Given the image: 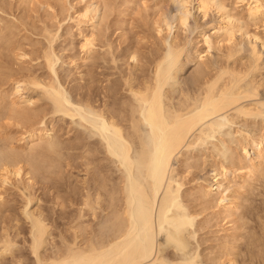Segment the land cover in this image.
Here are the masks:
<instances>
[{
	"label": "bare ground",
	"instance_id": "1",
	"mask_svg": "<svg viewBox=\"0 0 264 264\" xmlns=\"http://www.w3.org/2000/svg\"><path fill=\"white\" fill-rule=\"evenodd\" d=\"M34 1H37V0H33V3H36ZM38 1L41 2L40 6H41V9H43L42 3L44 2V0H41V1L38 0ZM27 2H28V0H27ZM174 2L177 3V8H176L175 14L174 15L172 14L173 16L171 19L174 22H176L178 26H180L179 28H181L183 26L187 27L186 25L189 21V16L192 14V10L197 11L198 16L200 15V17H202V18L208 17L209 16L208 14L210 12L216 13L217 19L216 18L215 19H216L217 23H215L213 26V33L206 35L203 32V31H205V30H203L204 27H202L203 29L201 28L198 30L199 32H198L197 36L199 38H201L200 41L203 43V46L205 47L204 51L206 52V54L200 55V53L202 51L201 50L198 54L196 53L195 57L193 56V58H192L188 54L189 53L188 51H187L188 53H186V50L188 49V46H187L188 41L176 42L177 39H175L172 36L173 39L171 38V41L169 42L168 47H167L168 48V53H167L168 57L167 56L166 57L168 59L165 56L161 57L163 55H158V54L154 57L153 61L151 59V61H152V62L150 61L151 62L150 64H152V75L151 76L142 75L143 77L139 78L138 76L135 77L133 73H132L133 74L132 75L131 72L127 76H125L126 78L124 79L123 85L126 88V90L130 93L132 99L136 102V105L130 101V102H127L126 106H123L124 102H125L123 100V104H122L123 98L120 100L121 104L117 103L115 98L118 97V94H119L118 88L119 87H117L115 83H113V85L111 84L112 86H110V87H106V90H105L106 93H104V91H103V93H104L103 97L105 98V100H103V98H102V103L98 102V105L93 106L92 101H94V100L91 101L92 98H91L90 94L88 93L89 91H87L89 98L87 96V98H85V99H83V98L78 99L79 100L78 104H80V106H83V110L85 112L93 113L98 118L97 122H94L92 124V126L94 128H96L100 133L105 132V131H106V134L110 133L109 135H111V137L108 135L109 136L108 137L109 138L108 147L110 146V149L112 148L110 153L114 152V154L116 153L117 155L122 157L121 159H124V162H126V165H128V164L131 165L129 169H131L132 165L135 162L131 158L130 152H131L133 146L135 145V143L138 144V146H139V153H138L139 161H138V163H139L140 168L143 169V175L146 177L145 180L147 181L149 179L145 183L146 185L148 184L147 185L149 187L148 191L151 190L153 192V193L149 192V195H150L149 196L148 191H146L147 189L145 190V188H147V186L145 185V187H143L142 190H140V193L138 194L140 196V198H142L146 201V202L142 201V203L144 205L140 204L141 205V207H140L141 211L140 212H142L141 214L144 213L143 215H145V216L142 217V219L145 218L143 221L145 224L149 225L150 229H153V220L154 219L152 216V212H153L152 210L154 208V202H155L154 196H156L158 189L161 190L159 187H160V185L163 184V181H164L163 178L165 177L167 170L168 169H169V171L171 170L170 174H172L174 172V168H173V166H171V164H172L171 161H172L173 156L180 154V151L182 148H185L186 146L188 148L189 146H191L196 141L202 142V140L205 139V137L209 138V134L212 132L219 131L220 128L222 127L223 123L224 124L230 123V125H232L238 121V118H243L244 127L245 126L248 127V124L246 125V118L255 119L257 117H263L264 116V103H262L261 101H260L261 102L260 103L256 99L257 102H255V103L251 102L252 104H248V105H245L246 102L244 103V105L241 102V100H243V99L255 98L256 96H258V94L260 93L259 88L262 86V82H263L262 79H259L258 76L256 77V73H258L260 68H261V55H262L258 51L257 47L261 46L264 48V40H263L264 38L263 39L260 38V36L258 35L259 33L258 34L257 33H254V34L250 33L249 34L247 29H246L247 27H245L246 25H244V21H245V19L250 20V21H256L261 17L264 18V0H240V2L243 3L244 10H245V17L243 16L244 18L239 14L233 13L232 10L224 4L223 0H174ZM129 3H132V2H129ZM35 5H34V7H35ZM102 5L104 7L103 0H89V2L83 7V9L78 11L77 16L74 18V20L71 19V21H74L76 24V29H77L78 35L81 36V41H80L78 48H80L81 52L84 55H86V56H84L85 58H87L90 54H92L94 52V50H95L94 47L97 44L96 42L98 40V35L96 32V29L98 28V25H100L99 21L103 18L101 16V12H100V7H102ZM38 6H39V4H38ZM32 7H33V5H32ZM0 10H2V11L5 10L2 5H0ZM52 10H53L52 12H56L54 9H52ZM37 11L38 10L35 8V13ZM39 11H40V9H39ZM53 15H54V13H53ZM35 16L36 15H34V18H36ZM20 17H21L20 20H22V18H23L22 15ZM37 19H40V18L38 17ZM53 19H51V20L53 21ZM23 21H25V20L23 19L21 21V24H23L22 23ZM161 21L164 22L163 24H161V26H163L164 29L168 30L167 34H169V31H171L170 29L172 28V26L169 25L168 21L166 22L164 19ZM1 22H2V20H1ZM5 24L6 23H4L3 26ZM46 24L49 25V23H46ZM172 24H173V22H172ZM41 25H42V22H41ZM53 25H54V23H53ZM60 25L61 24L59 22V26ZM115 25H116V23H115ZM157 25H158L157 29H159L160 24H157ZM56 26H57V23H55L54 26L51 25L49 27L51 32L53 31V29H52L53 27L57 28ZM45 27H44V30H42L43 28L41 30L47 34L46 38L49 40V43H47V44L49 45V44H51V42L53 44L54 39L57 37L54 38V36H53L54 33L51 34L49 28H47L48 29L47 30V29H45ZM85 27L89 29V32L83 31V29ZM163 27H160L161 29L158 31L159 34H161V32H163V30H164V29H162ZM25 28H26L25 30L27 31L28 27H25ZM40 28H41V26H40ZM40 28H39V30H40ZM199 28H200V26H199ZM25 30H23V31H25ZM71 30H72V28H71ZM67 31L65 33H67ZM56 32H58V31H56ZM238 33L240 34V37H242L244 39L245 38L249 39L248 40L249 43L247 42V44H248V52H247L248 56L246 57L245 61L242 63H240L241 62L240 60H242L241 52L243 50V47H242V45H240L239 42L236 41V38H235L236 34H238ZM41 35H42V33H41ZM78 35H76V36H78ZM22 36H24V35H22ZM12 37H13L12 26H5L4 28H0V60L4 59V58H2V52L8 51L10 48L12 51V46L13 47L15 46V44L13 45L14 42L12 41ZM52 37L54 39H52ZM166 37H167V35H166ZM30 38H28V39H30ZM142 38H144V37H142ZM24 40H26V39H24ZM24 40H23V46H24V42H25ZM44 40H46L45 36H44ZM197 40L198 39H196V41ZM36 41H37V39H36ZM40 41L41 40H39L38 42H40ZM164 41H165V39H164ZM164 41H163V43H164ZM238 41H240V40H238ZM257 41L260 44L258 46L256 45ZM29 42L32 43V40L31 41L29 40ZM41 42H43V41H41ZM46 42H47V40H46ZM19 43H21V40H19ZM75 43H76V41H75ZM75 43L73 42V47H75L74 46ZM98 43L100 44V42H98ZM192 43H193V40H192ZM11 44H12V46H11ZM52 44L50 45V48H46V46H45L44 47L45 49H43V48L41 49V47L39 46L40 43H39V45L36 44L35 46L38 45L40 47V50H42L40 55L39 54L36 55L37 56L36 58L37 59L39 58L38 60H40V58L43 59L44 67L46 68L47 72L48 71L51 72L53 76L48 75V73H46L47 76L43 75V74H36V75L34 74V75L30 76L32 74V72L30 75L29 74L26 75V73L24 72L25 73V75H24V73L22 74L23 71L21 72V74L12 73L13 71L12 72L11 71L10 72L5 71L6 72L5 73L4 69H3L2 73L0 72L1 73L0 76L4 77L5 82L7 80L11 83L10 93H8V94L4 93V94H2L3 96L1 95V97H0V121L3 122L2 120L6 119L5 120L6 123H7V120H9L8 123H10V124L11 123L14 124V122H17V127H16V125L14 126L16 128H18V125L20 124L19 127L21 126L20 128H22L21 140H23V143H22L23 145H21V146L18 145L19 146L18 147V146H16L15 143L19 142L18 140L20 138H18V140L14 143L15 144V146H14L12 143V140L10 138H8V136L3 137V138L0 137V180L2 181L0 183L1 184L2 183L7 184V183H9V181H11V180L13 181L17 177L19 178V176H20L19 179L22 181L23 189L22 188L21 189L18 188V189H20L19 191L24 190V191H21L22 194H21V192H20V194H21V196L25 197L24 208H22L21 211H22V214L24 213V219L26 220L25 222H27V224H28V229L26 230V228H25L26 232L24 230V234H23L22 233L23 232L22 227L24 228L25 226H22L20 229L18 223L20 224L21 218H19V221H18V217L16 218L18 213L15 214V219L13 218L14 214L13 215L11 214L12 218L15 220L14 221L15 223L14 222L12 223L13 220L11 221V219H12L11 216H10V218H11L10 219L9 216L4 215V213H3V212L8 210L7 208H8L9 204L7 205V208H6L7 210L6 209H4L3 211L0 210V213H2L5 216V217H3L1 214L3 219L5 220L8 217V219L11 221V224H14L12 227L5 225V223H3L4 225L2 224L3 226L2 225L0 226L1 227V229H0V231H1L0 232V262H2L1 260H3V259L6 260L7 256H9L12 259L11 260L12 262L10 261L12 264H156L155 260L158 256V254L161 253L162 250L159 248L156 250L157 251L156 253L153 252L154 242H153V238L150 237L149 234H147L144 238L142 237L143 235L140 236L138 238L139 240H137V238L136 239L133 238V236H132L133 224H131V219L133 218V216H131V213H130V207H129V202H128L129 200L128 201L126 200L124 206H121L119 209H116L115 207L117 205H115L116 203H114L115 202L114 195H117V193L114 192V190H113V191L108 192L107 203H105L106 197H104V196L106 194H105V191H102L101 189L105 188L106 184L105 185L102 184L105 187L102 185H98L100 183V181L103 180V179L100 180V178H101L100 173H98V175H100V176L99 177L97 176L99 179H97L95 177V175H97V174H95L94 175L95 179H94L93 183H92V181L89 182L92 185L91 184L89 185L87 180L86 181L84 180L82 183V186L79 187L80 188L79 191H78V188L77 189L74 188L75 190H77V191H74V189L69 187L71 185H68L69 183H67L68 186L67 185L66 186H67V188L69 187L68 189H70L69 193H67L68 194L67 196H69V197L62 195V193H61V190H62L61 186H64V184H65L64 183L63 185H60L59 184L60 182L58 181L59 177L61 179L60 173H63V174L65 173V172H62L61 169L63 168V170H64V167H66V166L70 167V165H72V163L68 161L71 158H68L66 163L63 162L65 160V158L68 157L66 155V153L68 154L67 151L73 150V149H81V148H83V146H86V145L85 144L80 145L79 136H76V135L74 136L75 139L74 138L69 139V137L67 139H62L61 138L62 136L58 135L57 132H54V128H55L54 124H53L54 119L53 120L47 119L48 115L53 116V115L58 114V113L62 114V116H70V117H73L76 115V113L73 110H71L70 107H68L69 102H68L67 97L65 96L67 92L64 93L65 90H64V87H62L63 78L61 80L62 82H60L59 76H57L58 73L56 72L57 69H56V71L54 70V64H55L56 60H58L59 58H58V56H56V53H54V50H51ZM189 44H190V42H189ZM223 44L224 45L226 44V49H225L224 56H223L224 62H221V64L217 65L216 61H215L214 64H216L217 66L216 65H215L216 67L212 66L213 68L210 67L211 68L210 69L207 67V62L205 64L206 67L204 66L205 62L203 63V61H204L203 60L202 61L203 68L200 69L201 67H199L198 68L199 70H196V73H194L195 75H192L193 78L195 77L193 80V81H195L194 82L195 83L194 88H190V87L184 88V87L180 86L175 91H173V87L170 90L173 82L179 83L177 81V76H178V74H180L181 70L184 69L183 63H185V64L189 63L190 61H193L195 58H199V59L203 58V56L208 55L207 52L211 49L221 50L220 47ZM9 45H10V48H9ZM105 45H107V44H105ZM111 45H112V43H111ZM109 46H110V43H109L108 48H107L108 50H109ZM186 46H187V49H186ZM31 47H33V46H31ZM102 47H103V45H102ZM102 47H100V48H102ZM17 48H18V46L15 47V49H17ZM24 48H26V47H24ZM55 49H58V48L55 47ZM63 49H64V47H63ZM19 50L20 49L18 48L17 53H19ZM26 50H27V48H26ZM40 50L38 49L39 52H40ZM70 50H72V49H70ZM75 50H77V49H75ZM13 51H14V49H13ZM25 51H20V53H19L20 56L18 54L17 55L20 58L26 57L28 54H26ZM38 51H37V53H38ZM195 51H192V54ZM159 52H160V50H159ZM14 53H15V51H14ZM31 53H33V52L31 51ZM34 53H35V51H34ZM219 53H220V51H219ZM33 54H32V56H33ZM14 56H15V54H14ZM97 56L99 57L98 54H97ZM126 57H127V55H126ZM128 57L130 59L132 58V60L133 59L136 60L137 61L136 64H138V58H137L136 52L130 53ZM36 58H35V60H33V62L38 61V60H36ZM75 58H73V59H75ZM68 59H67V61H68ZM89 59H90V57H89ZM182 59L183 60L185 59V62H183ZM16 60H19V58ZM83 61H84V59H83ZM238 61L240 64H237ZM28 62H26V63H28ZM77 62L79 63V61H77ZM126 62H127V60H126ZM92 63H94V62H92ZM197 63H198V61H197ZM128 64H130V63H128ZM136 64H133V65H134L135 70L137 71V69H136L137 65ZM80 65L78 66L79 69H80ZM262 65H263V63H262ZM39 66H40V64H39ZM31 67H32V65H31ZM31 67L29 69H31ZM93 67H91V69ZM25 68H27V67H25ZM25 68H24V71H25ZM128 68L131 69L130 66ZM134 68H133V70H134ZM29 69H28V71H29ZM0 70H1V68H0ZM3 72H4V74H3ZM26 72H27V70H26ZM36 72H40V71H36ZM87 72H88V70H87ZM93 72L90 71V73H92V75H93ZM260 75H261V73H260ZM80 77L81 76H79V79H80ZM90 77H89V80H90ZM263 78H264V76H263ZM87 79L88 78H86L85 80H87ZM4 80L1 82V78H0L1 84H3ZM67 80H68V77H67ZM80 80H82V79H80ZM172 80H174V81H172ZM107 82H108V86L110 83H112L109 79L107 80ZM10 83L8 84V86L10 85ZM78 86H80V85H78ZM70 89H72L71 86H70ZM70 89L68 90L69 92L72 91ZM77 89L76 88L73 89L74 90L73 92H76L75 90H77ZM80 89H82V88H80ZM86 89H88V88H86ZM0 90H1V88H0ZM26 92L28 94H29V92H32V94H33V92H37L36 95H38V97L33 98L32 96H30L31 94L30 95H23ZM87 93H85L84 95H86ZM79 94H81V93H79ZM105 94H106V97H105ZM11 95L13 96V98L10 97ZM84 95L82 93V95H79V96L81 97ZM41 98H43L47 101V103L44 104L45 106L37 104ZM251 101H253V99ZM240 102H241V104H240ZM248 102L250 103V101H248ZM94 103L97 104L96 102H94ZM35 104H37V105L35 106ZM50 116H49V118H50ZM10 120L11 121L13 120V122H11ZM60 120H62V119H60ZM62 122H63V120H62ZM255 124H256V122H255ZM255 124H254V126H255ZM8 125L6 124V127ZM252 125H253V122H252ZM145 126H148L150 128V131L152 134V136H151L152 139H150L148 136V138L150 140H146V141L144 139H146L147 136L144 138L143 132H142V129ZM258 126L259 125H257L256 128L258 131H260V129H258ZM0 127L2 129L3 125L0 124ZM14 127H12V129ZM58 127L60 128V127H62V125H59ZM260 128L262 129V127H260ZM5 129H7V128H5ZM237 129H239V128H237ZM237 131L243 137V142H242V140H241V142H237L236 145L234 144L235 146L233 148H232L233 145L231 146V144H229V146H230L229 150L230 149L232 150L236 146H238L237 149L239 150L241 148L244 151L245 156H249L248 155L249 150H252L253 152H255L256 155H254V157H252V158L249 157L247 160V163L244 164L243 166L241 165L242 169L243 168L245 169V173L243 172V174L240 175L241 180L243 179V183L241 185H239L237 183L239 186L236 185L235 187L230 189L227 194L225 193L223 195V194H221L223 191L221 193L219 192V194H221V195L218 194L219 196L215 200L216 205H215V203H214V205L218 209L217 214H219V215L222 214L226 220H227V218L229 219V220H227V222L234 225V227L232 226L234 232H236L238 229L240 230V228L242 229L243 227L248 228L247 229L248 234H245V232L247 233V230L244 229L245 230L244 234L246 236L248 235L247 239H246L247 240V246H250V247L253 246L254 248H257V255L254 256V252H252L251 250H248L249 254H250V256H248V260H245V258H244L245 261H242L241 263L243 264L247 261L254 262V260H256L259 262L258 264H264V222H261V220H260L263 218V215L260 213L264 212V208L255 206L256 203H253V202L256 201V198H255L256 193L253 196L252 193L249 192V190L245 189L246 184H247V180L245 178L247 175L250 176V178L253 179V181H257L261 177L264 176V132H263L264 130H262L261 132L243 131V130H237ZM4 132H5V130H4ZM65 134L66 133H64V135ZM62 135H63V133H62ZM220 135H222V134H220ZM226 135H228V134H226ZM11 136H12V134H11ZM13 136L15 137V134ZM239 136H238V139H239ZM226 137L224 136V138H226ZM72 139H74V140L71 141ZM13 140H14V138H13ZM64 140H67V141L70 140V141H68L69 144L67 143V145H65L66 142ZM147 141H150V144H147L146 143ZM151 141H152V143H151ZM235 142L236 141H234V143ZM228 143L229 142H227L226 144L228 145ZM230 143H232V142L230 141ZM223 145H224V143H223ZM80 146H82V147L80 148ZM86 149L87 148L84 147L83 152H86V153L90 152ZM237 149H234V151H236V153H237ZM236 153H234V152L232 153V151H231V158L229 160H226V157L222 156V157H224V163H222L220 160L221 163L219 162L220 164L217 167H215V169L213 168L215 171H213L214 173L212 174L213 176L211 179H214V184L211 183V185H209L210 184L209 183L208 186H206V187L201 186V188L199 189V196L197 198L200 199L201 202L203 203L202 206L204 205L203 206L204 211H206V208L208 210H210V207H212L211 193L212 192L215 193L212 189L213 185L214 186L216 185V188L219 189L220 187H223L224 182H228V184H229V182L231 181L229 178V175H232L233 178H235L236 177L235 172L239 168H241V167L238 168V166H239L238 162L239 161L236 160V157H237V156L235 157ZM63 156H67V157L64 158ZM79 156L80 155H78L77 157H79ZM61 157H63L62 158L63 161H60ZM244 158H247V157H244ZM205 159L206 158H204V160ZM176 160H177V158H176ZM225 161H229L227 166L225 164ZM245 161H246V159H245ZM61 162H63V164L65 163V165H63L64 167L61 165ZM91 163H93L92 160H91ZM91 163L89 161L85 164L86 165L85 167H87V170L91 166ZM129 165H128V167H129ZM67 167H66V169H67ZM238 171H240V170H238ZM93 174H92V177H93ZM144 176H143V178H145ZM251 176L252 177L256 176V177L252 178ZM18 178H17V180H18ZM64 178L65 177H63L62 179H64ZM62 179H61V182H62ZM168 180H169V178H168ZM67 182H69V181H67ZM175 182H176L177 187L182 185V183L178 182L177 179H175ZM255 183L258 184L259 182H255ZM3 185L4 184H2V186ZM133 186H135V187H133ZM136 186H137V190L141 189L140 184L138 185V183H135L134 185H132L133 189L136 188ZM18 187H20V186H18ZM35 187H37V188H35ZM138 187H139V189H138ZM224 187H225V184H224ZM258 187H259V185H258ZM258 187H257V189H258ZM0 188H1V190H3L2 187H0ZM14 188H17V187H14ZM18 189H16V190H18ZM32 190H33V192H31ZM45 190L51 191V193H52V195H50L51 201H49L50 204L51 203L53 204L52 209H53V207L54 208L56 207V208H58V210H60L59 211L60 213L58 212V210H57L58 213L55 210H51L52 214L50 213L51 214L50 215L47 213L48 210L45 213L44 212L45 208H43V206L38 205V203L43 202V200L41 198L42 195L40 196L36 192L45 191ZM223 190H225V192H226L227 188H223ZM25 191L28 192V193H26V195L24 194ZM62 191L64 192V190H62ZM219 191H221V190H219ZM3 192H4V190H3ZM138 192H135V193H138ZM246 192H249V193H247L249 195L243 196V193H246ZM44 193L46 194V192H44ZM151 193L153 194L152 196H151ZM217 193H215V194H217ZM48 195H49V193H48ZM75 195H77L78 198H76ZM165 195H167V194H165ZM212 195H214V194H212ZM257 195L258 196L261 195V197H262V196H264V192H259V194H257ZM42 197H44V196H42ZM46 197H47V195H46ZM171 197H173L175 199V197L172 196V194H171V196L168 194L166 197H164L165 199L163 198V200H165L162 202V205H165V206H163L164 208H161V205H159V207L161 208V209L159 208V210H161V211H158V212H160V214L156 220L157 223L159 222L158 223L159 227L156 224L158 229L160 228L161 225H163L162 223L164 221H167V216L165 214L171 209L169 207L172 204L174 206H176L174 200H172ZM241 198H244V202H247L246 206L241 205V203H239V200H241ZM5 199H7V198H5ZM21 199H24V198H21ZM142 199H139V200H142ZM2 200L3 199H2L1 191H0V202H2ZM7 200L6 201L4 200V201L10 202V200H8V201ZM161 201H160V203H161ZM32 202H36L37 205L35 206V208L33 207V209L27 210V206L29 204H31ZM12 203H14V202H12ZM102 203L103 204L105 203L104 204L105 206ZM3 204H4V202H3ZM39 204H41V203H39ZM44 204H45V201H44ZM67 204H74L75 206L77 204L78 210H77L76 214L70 213V215H67L66 214L67 210H65V212H66V213L64 212L65 214L62 212V209L64 207H66ZM145 204L148 205V208L149 207L150 208L148 209L147 207H145ZM253 204H254V206H253ZM0 205L2 206L1 203H0ZM263 205H264V203H263ZM4 206H6V205L4 204L1 208L3 209ZM142 206H144L143 208L144 209L146 208V209L142 210ZM152 206H153V208H152ZM97 207L101 208L102 210H106V208L107 209L109 208L112 210L114 208L116 209L114 211L115 213H113L112 218H111L112 226L114 228V233L112 234V236H110L106 239L104 237V239H102V240L100 239L102 237L99 238L100 240H98V237L97 238L95 237V240H94L93 239L94 234H93V237L91 234H90V236L86 237L83 233V231L86 230L85 226H84V224H83V226L80 224L81 223L80 221L85 217L87 219H89V221L90 220L92 221V220H95L96 218H98ZM241 207H242V209L240 211H238V209ZM67 208L68 207H66V209ZM168 208H169V210H168ZM162 209H164V210H162ZM149 211H151V212L149 213ZM204 211H202V212H204ZM8 212H10V211H8ZM199 212H201V211H199ZM10 213H12V212H10ZM195 213L196 212H193V210L190 212V214H192V215L193 214L195 215ZM54 214H56L55 217H53ZM68 214H69V212H68ZM163 214L165 216H163ZM198 214H200V213H198ZM7 215H8V213H7ZM19 215H20V213H19ZM157 215H158V213H157ZM1 216H0V218H1ZM219 217H222V216H219ZM223 217H222V219H223ZM255 217H256V219L258 217L259 221H256ZM174 218H173V223L175 222V225H176L175 229L177 230V232L175 230L173 232L174 234L172 232H171L172 234L170 233L171 235L168 232L167 238L165 237L167 240H164V242H162L161 244H165L169 247L170 241L173 240L174 242L172 241V243H173V245H176L175 246L176 249H180L182 251V250L186 249V247L189 244L190 235H191L192 231L190 229H188V227L191 224H190V221L184 216L174 217ZM3 219L0 220V222H4ZM250 219L255 220L254 222L256 224H254L252 226L249 225V227H247L246 224H247L248 220H250ZM6 220H5V222L8 223V221H6ZM57 220H59V221L60 220H65V221L68 220L70 225L72 222L74 223L76 220H79L76 222L77 223L80 222V223H78L76 225L73 224L74 226H72V228H71V230L73 229L72 230L73 231V233H72L73 237L72 238L70 237L71 239L68 236H66V237H68V238H66L63 235L62 236L60 235L59 240L56 241L57 238L54 235L52 228L54 225L53 222H58ZM82 222H84V220H82ZM168 222L170 223V221H168ZM225 223H226V221H225ZM134 224H135V222H134ZM173 227H174V224H173ZM226 229L229 231L228 228H226ZM231 230H230V232H231ZM242 230H241V232H242ZM13 231H14V233H13ZM234 232H233V234H234ZM26 233H27L28 237L25 236ZM166 233H167V231H166ZM224 233H226V232H224ZM224 233L222 235H224ZM240 233H238V234H240ZM12 234H14V235H12ZM87 234L88 233H86V235ZM238 234L235 233L234 235H231V237L228 236L229 237L228 239L226 238L227 235L225 237L223 236V238H226L227 240H225L224 242L220 241L221 246L219 245V247L217 245L218 243L217 244L213 243L211 246L216 245V248L218 247V248H222V249H221V252H220V250H218L220 252L219 253L220 256H219L218 252L216 254H214L215 252L210 253V256H211V254L212 255L214 254L213 256L218 255L219 259H215V257H213V256H212L213 258H211L209 256L210 259L215 260L214 262H217V264L218 263L220 264V261L222 263V259L225 260L224 264H237V262H239L237 259L238 252L235 251V249L236 250L238 249V245L234 244V242H236L234 240L239 239ZM21 236H23V237H21ZM156 236H158V235H156ZM19 237L22 238V242H21V239H19ZM240 237H241V235H240ZM243 238L244 237H242L241 240ZM18 239L20 240V243H23V245L21 244L23 247H24V245H26V248L24 247L26 249V252H24L25 249L24 250L18 249V248H20L17 246V243H19ZM244 240L245 239H243L242 241H244ZM238 243H239V241L237 242V244ZM164 248H166V247H164ZM209 249H211V247ZM213 250L215 251V249H213ZM209 252H212V251H208L207 253H209ZM209 257H207V254H206V258H209ZM222 257H224V258H222ZM29 259L30 260L32 259L31 263H30ZM208 261H209V259H208ZM191 262H194V260L193 259L192 260H190V259L189 260H183V261L179 262V264H188ZM210 263L212 264V261Z\"/></svg>",
	"mask_w": 264,
	"mask_h": 264
},
{
	"label": "rangeland",
	"instance_id": "2",
	"mask_svg": "<svg viewBox=\"0 0 264 264\" xmlns=\"http://www.w3.org/2000/svg\"><path fill=\"white\" fill-rule=\"evenodd\" d=\"M34 2H36V3H33V0H28V2H27V0H21V1L20 0H0V5H2L5 9L3 11L0 10V19L2 20V22L0 20V23H1L0 28H4L5 26H12V28H13L12 41L14 42L13 45L15 44L14 47L11 44L12 51H11V48L9 45L10 49L8 51L2 52V58H4V59L0 60V68H1L0 72L2 73V71L4 69V72L5 71H7V72L13 71L12 73H18V74H21V72L23 71L22 74L25 72L26 75L27 74L30 75L32 72V74L30 76H32L34 74L35 75L36 74L46 75V73H48V75L53 76L52 73L49 71L47 72L46 68L44 67L43 59L40 58V60H38L39 58L37 59L36 55L41 54L42 50H40V47H41V49L42 48L45 49L44 48L45 46H46V48H50V45L52 44V42L49 45L47 44V43H49V40L46 38L47 34L42 30H44L45 26H46L45 29H47L51 25L54 26L55 23H57V26H56L57 28L51 27L53 29L52 32L49 28L51 34L54 33L53 34L54 38L57 37L55 39L52 37V39H54V41L52 40L53 44L51 47V50H54V53H56V56H58V58H59L58 60H56V62L54 64V70L56 71V69H57V71H56L58 73L57 76H59L60 82L63 81L62 82L63 84L62 83L61 84H62V87H64V90H65V91L63 90L64 93L67 92L65 96L67 97L68 102H69L68 107H70L71 110H73L76 113V115L73 117H70V116H62V114L58 113V114H55L53 116L48 115L47 119H52V120L54 119L53 120V124L55 127L54 132H57L58 135L62 136L61 137L62 139H67L68 137H69V139H71V138L75 139L74 136L76 135V136H79L80 145H82V144L86 145V146H83V148H81L82 146H80L81 149H73V150L67 151L68 154L66 153V155L68 157L63 156L64 158L67 157V158H65L64 161L62 159L63 157H61V159H60V161H63L65 163L67 162L68 158L72 159V160L71 159L68 160L69 162L72 163V165H70V167L66 166L67 169H66V167L63 166V165H65V163L63 164V162H61V165L64 167V170L66 169L64 171L63 168L61 167L62 172L66 173V174L64 173L65 175L63 173H60L61 179L63 177H65L64 179H62L63 183L61 182L60 177L58 180L60 182V183L58 182L60 185H63L65 183L64 186H61L62 190H64V192L61 190L62 195H64V196L68 195L67 193H69V190H70V189H68L69 187H71L72 189L78 188V191H79V189H80L79 187L82 186V183L84 180L85 181L87 180L88 184L90 185L91 183H89V182L92 181V183H93V181L95 179L94 178L95 174H97V175H95V177L97 179H99L98 177L101 175L100 180L101 179H103V180H101L100 183L98 182L99 184L98 183L97 184L98 185H102V184L105 185L106 184V187L104 185H102L106 189L105 188H103L104 190L101 189L102 191H105V194H106L105 195L102 192L105 195L104 197H106L105 203H107L108 192L113 191V190H114V192L117 193V195H114V200H115L114 203H116L115 205H117L115 207L116 209H119L121 206H124L126 200L127 201L129 200L128 202H129V207H130V213H131V216H133V218L131 219V224H133V233H132L133 238L134 239L137 238V240H139L138 238L140 236L143 235L142 237L144 238L147 234H149L150 237L153 238V242H154L153 252L156 253L157 252L156 250L159 248L162 250L161 253L158 254V256L155 260L156 264H162V263L163 264H179V262H181L183 260H189V259L190 260L193 259L194 262H191L188 264H211L210 263L211 261H212V264H214V263L217 264V262H214L215 260L210 259V257L211 258L215 257V259H219L218 258L220 256L219 253L221 252L222 248H218V247H219V245L221 246V242H224L229 237H231V235H234L235 233H237V234L240 233L242 229H243L242 230L243 233L242 232L241 233L243 235L241 233L238 234L239 239L234 240L236 242L233 241L234 244L238 245V249L237 250L235 249V251L238 252L237 259L239 262H237V264H242L241 263L242 261L248 260V256H250L248 250H251L252 252H254V256H256L257 255V248H254L253 246H251V247L247 246V240L246 239H247L248 235L246 236L245 234H248V230H247L248 228L243 227L242 229L240 228V230L238 229L236 232H234L233 231L234 225L227 222V220H229V219L227 218V220H226L222 214L221 215L217 214L218 209L215 206L216 205L215 200L218 198L219 195H221V194L224 195L225 193L227 194L230 189H232L236 185L239 186L243 183V179L241 180L240 175L243 174V172L245 173V169L244 168L242 169V166L247 163V160L249 157L252 158V157H254V155H256L255 152H253L252 150H249V154H248L249 156H245L244 151L240 147H239L240 148L239 150L237 149L238 146H236L234 148V149H237V153H236V151H234V149L229 150V148H230L229 144H231V146L233 145L232 146V148H233L237 142H241V140L243 142V137L239 134V132L237 130L257 132L258 130L256 127H257V125H259L258 129H260V131H258V132H261L262 130H264V116L263 117H257L258 119L257 118H255V119L246 118V125L248 124V127H246V126L244 127L243 118H238V121L232 125H230V123H227V122H226L227 124L223 123L224 126L222 125V127L220 128L219 131L210 133L209 138L205 137V139H203L202 142L196 141L191 146H189L188 148H187V146L186 147L184 146L185 148L181 149L180 154L173 156L172 161H171L172 162L171 166H173L174 172L172 171L173 173L170 174L171 170L170 171H169V169L167 170L166 175L163 178L164 179L163 184L161 183L162 185H160V187H159L161 190L158 189L156 196H154L155 197L154 208L152 206V208H153L152 216L154 219L153 220V229H150L149 225L145 224L143 221L145 218L142 219V217L145 216V215H143L144 213L141 214L142 212H140L141 211L140 210V207H141L140 204L144 205L142 203V201L144 202L145 200L140 198V196L138 194L140 193V190H142V188L145 187V185H146L145 183L149 179L147 181L145 180L146 177L143 175V169L140 168L139 163H138V161H139V158H138L139 146H138V144L135 143V145L133 146V148L130 152V156L135 162L132 165L131 169H129L131 165L128 164L129 165V167H128V165H126V162H124V159H121L122 157H120L116 153L114 154V152L110 153L111 149H112V148L110 149V146L108 147V145H109V142H108L109 138L108 137L109 136L111 137V135H109L110 133L106 134V131L100 133L96 128H94L92 126V124L94 122H97V120H98L96 115L93 113L85 112L83 110V106H80V104H78L79 103L78 99L87 98L88 93L90 94V96L92 98V99L90 98L91 101L94 100V101H92L93 106L98 105V102L102 103V98H103V100H105V98L103 96H104V93H106V91H105L106 87H110L113 85V83H115L116 86L119 87L118 88V93H119L118 97L115 98L117 103L121 104L120 100L123 98L122 104H123V100L125 101L123 106H126L127 102H130V101L136 105V102L132 99L130 93L126 90V88L123 85L124 79L126 78L125 76H127L130 72H131V74L133 73L135 77L138 76L139 78L143 77L142 75L151 76L152 75V64H150V63L153 61L154 57L157 54L163 55L161 57H164V56L168 57V54H167L168 48L167 47H168L169 42L171 41V38L173 39V37L175 39H177L176 42L188 41V44L190 42L189 45L187 44L188 49L186 46V49H187L186 53L189 52L188 54L192 58H193V56L195 57L196 53L198 54L201 50L202 51H201L200 55H205L206 54V52L204 51L205 47L203 46V43L200 41L201 38H199L197 36L198 32H199L198 30L201 29L202 27H204V29L203 28L202 29L205 30L203 32L206 35L213 33V26L215 23H217L216 13L210 12L208 14L209 15L208 17L202 18V17H200V15L198 16L197 11L192 10V14L189 16V21L186 25L187 27L183 26V27L179 28L180 26H178L177 23L171 19L172 16L175 14L176 8H177V3L174 2V0H103L104 7H103V5H102V7H100L101 16L103 18L99 21L100 25H98V28L96 29V32L98 35V40L96 42L97 44L94 47V49H95L94 52L92 54H90L87 58H85L84 56H86V55H84L81 52L80 48H78L80 41H81V36L78 35L77 29H76V24L74 21H71V19L74 20V18L77 16L78 11L83 9V7L89 2V0H44V2L42 3L43 9H41V6H40L41 2H39L38 0L34 1ZM129 2H132V3H129ZM223 2L228 8H230L232 10L233 13H236V14L241 15L242 17L243 16L245 17L244 6H243V3L240 2V0H223ZM30 3L33 5V7ZM38 4H39V6H38ZM34 5H35V7H34ZM35 8L38 10L36 13H35ZM39 9H40V11H39ZM52 9H54L56 12H52L53 11ZM53 13H54V15H53ZM21 15L23 17L22 20L23 19L25 20L22 22L23 24H21L22 20H20ZM34 15H36L35 16L36 18H34ZM37 16L40 19H37L38 18ZM51 19H53V21ZM163 19L166 22L168 21L169 25L172 26V28L170 29L171 31H169V34H167L168 30L164 29V27L161 26V24L164 23L161 21ZM51 21L54 23V25ZM41 22H42V25L44 24L43 25L44 27L41 25ZM59 22L61 24L60 26H59ZM172 22H173V24H172ZM4 23H6V24L3 26ZM46 23H49V25ZM115 23H116V25H115ZM156 23L160 24L159 26L163 27L162 29H164L163 32H161V34L158 33V31L161 28L159 27V29H157L158 25ZM198 25L200 26V28ZM244 25H246L245 27H247L246 29H247L249 34L250 33L251 34H254V33L258 34L259 33L258 35L260 36V38H262V39L264 38V18L263 17L259 18L256 21H250V20L245 19ZM37 26L39 28L41 26L40 30ZM25 27H28L27 31L25 30L26 29ZM71 28H72V30H71ZM54 29L58 32H56ZM84 29H83L84 32L85 31L89 32L88 28L85 27ZM23 30H25V31H23ZM66 31H67V33H65ZM41 33H42V35H41ZM22 35H24V36H22ZM43 35L45 36V39L47 40V42H46V40H44ZM76 35H78V36H76ZM166 35H167V37H166ZM142 37H144V38H142ZM28 38H30V39H28ZM163 38L165 39V41ZM235 38H236V41L239 42L240 45H242V47H243V50L241 52L242 60H240L241 61L240 63H242L245 61L246 57L248 56V53H247L248 52V44H247V42L249 43V41H248L249 39L248 38L244 39V38L240 37L239 33L236 34ZM22 39L23 40L26 39V40H24L25 41L24 46H23V40ZM36 39H37V41H36ZM196 39H198V40L196 41ZM19 40H21V43H19ZM29 40L30 41L32 40V43L29 42ZM39 40L43 41L46 45L41 41L38 42ZM74 40L76 41V43ZM192 40H193V43H192ZM238 40H240V41H238ZM163 41L165 44L163 43ZM73 42L75 43L74 44L75 47H73ZM98 42H100V44ZM39 43H40V45H39ZM109 43H110V46H109V50H108L107 48H108ZM111 43H112V45H111ZM36 44H38L40 47L38 45L35 46ZM105 44H107V45H105ZM102 45H103V47H102ZM256 45L257 46L260 45L258 41L256 42ZM17 46L20 49L19 53H20V51H25L27 48V50L25 52L28 55L26 57L20 58L19 53H17L18 48L15 49V47H17ZM31 46H33V47H31ZM24 47H26V48H24ZM55 47L58 49H55ZM63 47L65 50L63 49ZM100 47H102V48H100ZM13 49H14L15 53H14ZM38 49L40 50V52L38 51ZM70 49H72V50H70ZM75 49H77V50H75ZM220 49L221 50L211 49L207 52L208 55L203 56V58H200V59L195 58L193 61H190L191 63L189 62V63L185 64V63H183V62H185V59L184 60L182 59L183 60L182 63L184 64V66H183L184 69H182L180 74H178V76H177V81L179 83L173 82L170 90L173 87V91H175L180 86H182L184 88H188V87L194 88L195 87V83H194L195 81H193V80L195 77L193 78L192 75H195L194 73H196V70H199L198 69L199 67H201L200 69L203 68L204 62H205L204 66L207 62L208 68H210V67L213 68L212 66L216 67L217 65L221 64V62H224L223 56H224V52L226 49V44L225 45L223 44L220 47ZM257 49L260 52V54H262V55H261V68H260L259 72L256 73V77L258 76L259 79H262L263 82H262V86L259 88L260 93L258 94V96H256L255 98H249V99L247 98V99L241 100L243 105L245 102L247 103V104L245 103V105L252 104L251 102L255 103L257 101L258 102L261 101L262 103H264V80H263L264 79L263 78V76H264V50L263 49L264 48L261 46H258ZM159 50H160V52H159ZM31 51L33 53L35 51V53H34L35 55L33 53H31ZM37 51H38V53H37ZM192 51H195V52L192 54ZM219 51H220V53H219ZM133 52H136V55L138 58V64H136L137 63L136 60H134V59L132 60V58L130 59L128 57L129 54L133 53ZM14 54H15V56H14ZM32 54H33V56H32ZM97 54L99 55V57L97 56ZM125 54L127 55L128 58L126 57ZM34 57L38 61L33 62V60H35ZM89 57H90V59H89ZM18 58H19V60H16ZM73 58H75V59H73ZM67 59H68V61H67ZM83 59H84V61H83ZM151 59H152V61H151ZM126 60H127V62H126ZM77 61H79V63L81 65ZM197 61H198V63H197ZM202 61H203V63H202ZM215 61H216L217 65L214 64ZM26 62H28V63H26ZM92 62H94V63H92ZM29 63L30 64L32 63L31 64L32 67ZM128 63H130V64H128ZM240 63H239V61L237 62V64H240ZM262 63H263V65H262ZM39 64H40V66H39ZM133 64L137 65V68H136L137 71L135 70ZM79 65H80L81 70L78 67ZM129 66L131 67L132 70L130 68H128ZM25 67H27L28 69L31 67V69H29V71H28V69ZM91 67H93V68L91 69ZM132 67L134 68V70ZM24 68H25V71H24ZM26 70H27V72H26ZM87 70H88V72H87ZM36 71H40V72H36ZM90 71L91 72L94 71L93 75H92V73H90ZM4 72H3V74H4ZM25 73H24V75H25ZM260 73H261V75H260ZM79 76L82 77V78L80 77V79H82V80L79 79ZM67 77H68V80H67ZM89 77H90V80H89ZM0 78H1V82H2L4 80V77L0 76ZM62 78H63V80H62ZM86 78H88V79L85 80ZM108 79L112 82L109 84V86H108V82H107ZM172 81H174V80H172ZM1 82H0V88H1L0 97L2 94H4V93L8 94L11 91V83L9 81L6 80V82H5V80H4L3 84H1ZM9 83H10V85L8 86ZM78 85H80V86H78ZM70 86L72 89H70ZM79 87L82 89H80ZM75 88L76 89L78 88V89L75 90L76 92H73L74 91L73 89H75ZM86 88H88L89 90ZM69 89L72 91L69 92L68 91ZM87 91H89V92L87 93ZM103 91H104V93H103ZM79 93H81V94H79ZM82 93H83V95L85 93H87V94L80 97L79 95H82ZM36 94H37V92H33V94H32V92H29V94L26 92L23 95H30L33 98H37L38 95H36ZM10 97L13 98L12 95ZM105 97H106V94H105ZM88 98H89V96H88ZM41 99L38 101V103H37L38 105H44L47 103V101L45 99H43V98H41ZM252 99H253V101H251ZM256 99H257V101H256ZM248 101H250V103ZM94 102H96L97 104H95ZM241 102H240V104H241ZM37 104H35V106ZM49 116H50V118H49ZM60 119H62L64 123ZM5 120L6 119L2 120L3 122L0 121V124L3 125V128H4V129L3 128L1 129L2 126L0 127V129H1L0 130V132H1L0 137L3 138V137L8 136V138H10L12 140V143L14 146H15V144H16V146L23 145L22 144L23 140H21L22 128H20L21 126L19 127L20 124L18 125V128H16L17 122H14V124L13 123L10 124V123H8L9 120H7V123ZM254 121L256 122L257 125L255 124ZM11 122H13V120ZM252 122H253V125H252ZM6 124L7 125L9 124V125L6 127ZM254 124H255V126H254ZM15 125H16V127H14ZM57 125L58 126L62 125V127L59 128ZM12 127H14V128L12 129ZM260 127H262V129ZM5 128H7V129H5ZM237 128H239V129H237ZM4 130L6 133L4 132ZM149 131H150V128L148 126H145L142 129L144 138L147 136V138L144 139L145 141L152 139L151 131L150 132ZM61 132L63 133V135ZM13 133L15 134V137L13 136L14 135ZM64 133H66V134L64 135ZM225 133L228 135H226ZM11 134H12V136H11ZM220 134H222V135H220ZM148 136L150 139L148 138ZM224 136L225 137L227 136L226 137L227 139L224 138ZM238 136H239V139H238ZM12 137L14 138V140ZM18 138H20V139L18 140ZM74 139H72L71 141H73ZM17 140L19 142H16ZM229 140L232 143H230ZM64 141L66 142L65 145H67L68 141H70V140H68V141L64 140ZM234 141H236V142L234 143ZM227 142H229L228 145L226 144ZM146 143L150 144V141H147ZM151 143H152V141H151ZM223 143H224V145H223ZM84 147L87 148L86 150H88L90 152H88V151H87L88 153L83 152ZM231 151H232V153L233 152L236 153L235 157L237 156L236 160L239 161L238 162V165H239L238 168L239 167H241V168H239L238 170H240V171L237 170L235 172V174H236L235 178H233L232 175H229V178L231 180L229 182V184H228V182H224L223 187H220L219 189L216 188V185L215 186L213 185V188H212L213 191L215 193H217V192L218 193L217 194H215L213 192L211 193L212 207H210V210H208L206 208V211H204V207H203L204 205L202 206L203 203L201 202L200 199L197 198L199 196V189L201 188V186L202 187L208 186L209 183H210L209 185H211V183L214 184V179H211V178L213 176L212 174L214 173L213 171H215L214 170L215 167H217L221 162L224 163V157H226V160H229L231 158ZM78 155H80V156L77 157ZM222 156H224V157H222ZM244 157H247V158H244ZM176 158H177V160H176ZM204 158H206V159L204 160ZM245 159H246V161H245ZM91 160L93 163H91ZM220 160H221V162H220ZM89 161L91 163V166L87 170V167H85L86 166L85 164ZM228 162L229 161H225L226 166L228 165ZM98 173H100V175H98ZM92 174H93V177H92ZM143 176L145 178H143ZM254 177H256V176H254ZM254 177H252V178H254ZM263 177H261L259 179L260 181L259 180L253 181V179H251L250 176H248V175L245 178L247 180V184L245 183L246 184L245 189L249 190V192L252 193L253 196L256 193V195H255L256 201L253 203H256L255 206L262 207V208H264V205H263V203H264L263 197L264 196L261 197V195L258 196L257 194H259V192H264V180H263L264 178ZM17 178L13 181L11 180L12 182L9 181V183H7V184L2 183V184H4L3 186L0 183V185H1L0 187H2V189L4 190V192H3V190H1V188H0L1 196L3 199L2 202H0V203L2 204V206L4 204L6 205V206H4L5 208L3 207V209L1 208L2 206L0 205L1 206L0 210L3 211L4 209L7 208V205L9 204L8 208H7L8 210L6 209L7 211H5L3 213H4V215L9 216V218H10V216L12 218V215L14 214L13 215L14 219H15V214L18 213L16 218L18 217V221H19V218H21L20 224L18 223V225H19L20 229L22 226H25L24 228L22 227V229H23L22 233L24 234L25 228H26V230L28 229V224H27V222H25L26 220L24 219V213L22 214V211H21L22 208H24L25 197L21 196V194H22L21 191H24V190L19 191L21 188L23 189L22 181L19 179L20 176H19L18 180H17ZM168 178H169V180H168ZM175 179H177L178 182L182 183V185L177 187ZM16 181L17 182L19 181L18 182L19 184ZM67 181H69V182H67ZM0 182H2V181L0 180ZM255 182H259L261 185L259 183L258 184L255 183ZM67 183H69L68 185H71L68 188H67V186H68ZM135 183H138V185L140 184L141 189H139V187H138L139 190H137V186H136V188L133 189V187H135V186L132 187V185H134ZM16 184L20 187H18ZM224 184H225V187H224ZM258 185H259V187H258ZM14 187H17V188H14ZM257 187H258V189H257ZM18 188H20V189H18ZM35 188H37V187H35ZM148 188L149 187L147 186V188H145V190L147 189L146 191H148ZM223 188H227V191L225 192V190H223ZM16 189H18V190H16ZM219 190H221V191H219ZM74 191H77V190L74 189ZM134 191L135 192L139 191V192L135 193ZM20 192H21V194H20ZM31 192H33V190ZM44 192H46V194ZM149 192H152V191L151 190L148 191V195H149ZM219 192L220 193L222 192V193L219 194ZM249 192L243 193V196L249 195V194H247ZM26 193H28V192L25 191L24 194L26 195ZM36 193L39 194L40 196L42 195L45 197L44 198L41 196L43 202H39L41 204L38 203V205L43 206V208H45L44 209L45 213L47 210H48V212H47L48 214H50V213L52 214L51 210H55L57 212L58 208L53 207V209H52L53 204L52 203L50 204V202H49V201H51L50 200V195H52L51 191L45 190V191H39ZM48 193H49V195H48ZM152 193H151V196L153 195ZM170 193L172 194V196L175 197V199L173 197H171V198H172V200H174L176 206H174L172 204L171 205L172 207L171 206L169 207L171 209L169 210V208H168L169 211L166 214L164 213L167 216V221H164L166 218L163 220L164 221L162 223L163 225L160 224L161 226H160V228H159L160 230H159L157 228V226L159 227V225H158L159 222L157 223V221H156L157 217L160 214V212H158V211H161V210H159V208H160L159 205H161V208H164L163 206H165V205H162V202L165 200H163V198L166 197L168 194L171 196ZM165 194H167V195H165ZM212 194H214V195H212ZM46 195H47V197H46ZM67 197H69V196H67ZM75 197L78 198L77 195H75ZM5 198L10 200V202H5L7 200ZM21 198H24V199H21ZM139 199H142V200H139ZM11 201L14 203H12ZM44 201H45L46 205L44 204ZM160 201H161V203H160ZM3 202H4V204H3ZM32 203L28 205L29 207L27 206V210L33 209V207L35 208V206L37 205L36 202H32ZM214 203H215V205H214ZM239 203H241V205H244V206L247 205V202H244V198H241V200H239ZM253 206H254V204H253ZM66 207H68V208L66 209ZM66 207H64L62 209V212L64 213L65 210H67L66 211L67 213L65 212L67 215H70V213L76 214V212L78 210L77 204H76V206L74 204H67ZM143 207L144 206H142V210L144 209ZM145 207L148 208V205L145 204ZM115 208L113 210L109 209V208L108 209L106 208V210H102L101 208L97 207L98 218H96L95 220L89 221V219H87L85 217L82 219V220H84V222H82V220L80 221L81 223L78 222L82 226H83V224L85 226L86 230L83 231L84 235L86 237H88L91 234L93 237V234H94V238H93L94 240H95V237L96 238L98 237V240H100V239L102 240V239H104V237L106 239V238L112 236V234L114 233V228L112 226L111 218H112L113 213H115L114 212L116 210ZM241 209H242V207L239 208L238 211H240ZM162 210H164V209H162ZM192 210H193V212H196L195 215L190 214V212ZM8 211H10L12 213H10ZM59 211L60 210H58V212ZM199 211H201V212H199ZM202 211H204V212H202ZM68 212H69V214H68ZM150 212L151 211H149V213ZM7 213H8V215H7ZM19 213H20V215H19ZM157 213H158V215H157ZM198 213H200V214H198ZM1 214L2 213H0V216H1ZM164 214H163V216H165ZM260 214L263 215V218L260 220H261V222H264V212H262ZM4 215L2 214L3 217H5ZM55 215L56 214H54L53 217H55ZM218 215L222 216L223 219H222V217H219ZM2 216H1L0 220L3 219ZM181 216L186 217L190 221L191 225H189L188 229H190L192 231V233L190 235L189 244L186 247V249H184L182 251L180 249H176V247H175L176 245H173V243H172L173 240L170 241L171 244L169 243V247L165 244H161L162 242H164V240H167L166 238H167L168 232L170 234L171 232L173 233L176 230L175 229L176 225H175V222L173 223V218L174 217H181ZM13 218L11 219V221L13 220L12 223L15 221ZM6 219L5 220L8 221V223L9 222L10 223L9 224L6 223L5 220L3 219L4 222H0L1 223L0 226L3 223H5V225L12 227L14 224H11V221L8 219V217ZM255 220L259 221L258 217H257V219L255 217ZM255 220H253V219L248 220L246 226L249 227V225L252 226V225L256 224L254 222ZM57 221L58 222H53L55 226L53 225V228H52L53 233L57 238V239L55 238L56 241L59 240L60 235L61 236L63 235L65 237L68 236L69 238L70 237L72 238L73 237V234H72L73 229L71 230V228H72V226L78 224L76 221H79V220H76L74 223L72 222L71 225L68 222V220H66L67 222L65 220H60V221L57 220ZM168 221H170L171 224ZM225 221H226V223H225ZM134 222H135V224H134ZM156 224H157V226H156ZM173 224H174V227H173ZM226 228H228L229 231ZM0 229H1V227H0ZM244 229L247 230V233L245 232ZM26 230H25V232H26ZM230 230H231V232H230ZM166 231H167V233H166ZM176 232H177V230H176ZM224 232H226V233H224ZM233 232H234V234H233ZM244 232H245V234H244ZM13 233H14V231H13ZM86 233H88L89 235L88 234L86 235ZM223 233H224V235H222ZM12 235H14V234H12ZM156 235H158V236H156ZM240 235H241V237H240ZM25 236L28 237L27 233ZM223 236L224 237L226 236L227 239L223 238ZM21 237H23V236H21ZM68 237H66V238H68ZM100 237H102V238H100ZM242 237H244L243 239H245L244 240L245 242L242 241L243 239L241 240ZM19 239H21V242H22V238L19 237ZM238 241H239V243L237 244ZM213 243H215V244L218 243L217 244L218 249L216 248V245L211 246ZM21 244L23 245V243H20V240H19V243H17V246L20 248H18V249L24 250L26 248V245H24V247H25L24 248ZM209 246L211 247L212 250L209 249L210 248ZM164 247H166V248H164ZM213 249H215V251ZM218 250H220V252ZM208 251H212V252L207 253ZM24 252H26V249L24 250ZM213 252H215L214 254H216L218 252L219 256L218 255L213 256L214 254L213 255L211 254V256H210V253H213ZM206 254H207V257H209V256L210 257L206 258ZM222 258H224V257H222ZM244 258H245V260H244ZM208 259H209V261H208ZM11 260L12 259L9 256H7L6 260L5 259L1 260L2 262H0V264H10L12 262ZM31 261H32V259L30 260V263H31ZM224 261L225 260L222 259V263L220 261V264H224ZM248 263L249 264H258L259 262L254 260V262L247 261L243 264H248Z\"/></svg>",
	"mask_w": 264,
	"mask_h": 264
}]
</instances>
